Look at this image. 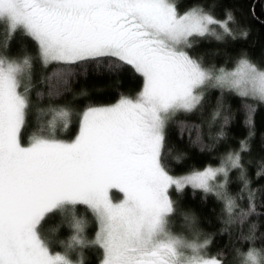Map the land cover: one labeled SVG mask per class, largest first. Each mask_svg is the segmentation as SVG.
Listing matches in <instances>:
<instances>
[{"label": "snow or ice", "instance_id": "1", "mask_svg": "<svg viewBox=\"0 0 264 264\" xmlns=\"http://www.w3.org/2000/svg\"><path fill=\"white\" fill-rule=\"evenodd\" d=\"M234 23L231 11L218 19L211 7L199 2L181 13L175 0H0L5 47L21 31L35 41L45 67L53 62L91 64L97 72L106 67L113 75L130 68L143 79L135 98L122 96L111 106L87 107L74 139H58L41 130L24 144L22 129L33 108L32 85L20 89L32 57L0 55V264H74L67 253L50 251L39 226L48 214L77 205H86L96 217L98 231L87 243L102 250L100 264H225L224 252L206 254L210 239L197 243L169 231V217L175 212L169 188L182 192L190 185L214 193L228 217L221 231L234 223L242 225L256 213L257 190H249L241 164V153L250 151L247 138L218 167L182 176L169 173L164 150L168 122L177 113L202 108L208 87L264 103V70L246 56L228 71L206 68L186 51L194 37L235 38ZM63 75L57 71L41 83ZM47 95L54 99L61 93L49 83ZM36 97L42 101L44 93L37 92ZM246 107L251 129L255 109ZM222 110L218 101L212 122ZM38 113L51 116L49 129L68 127L66 107L49 104ZM230 120V114L223 116L222 129ZM177 126L181 136L194 128L200 140L199 125L178 121ZM223 135L221 130L217 138ZM252 135L250 130L249 138ZM231 169L241 171V193L248 190L247 210L226 191ZM256 175H264V163ZM112 189H118L123 199L115 202ZM70 227L74 235L67 248L85 245L84 221L74 216ZM256 227L253 224L250 231L255 233ZM236 256L239 264H264V252L255 248L246 253L237 249Z\"/></svg>", "mask_w": 264, "mask_h": 264}, {"label": "trees", "instance_id": "2", "mask_svg": "<svg viewBox=\"0 0 264 264\" xmlns=\"http://www.w3.org/2000/svg\"><path fill=\"white\" fill-rule=\"evenodd\" d=\"M178 10L191 8L197 2L206 9L211 7L218 19H223L226 11H231L235 23L231 25L233 37L225 36L222 40L215 37H199L189 48L188 53L201 61L204 67L219 70H231L237 60L243 55L260 69L264 70V0H175ZM217 31L220 30L217 28ZM247 31L246 37L241 35ZM4 30L0 28V55L9 59H23L25 55L32 57V67L26 73V84H31L29 95L33 103L25 127L22 129V142L26 144L29 138L43 130L45 134L51 133L58 139L70 141L75 138L79 129V121L83 111L89 106H106L114 103L122 96L134 98L142 89L143 79L130 68L118 75L110 74L106 67L99 72L91 64L63 65L56 62L44 66L37 56L38 48L31 38L23 35L21 31L15 33L14 38L4 46ZM87 67V73L84 69ZM57 71L64 73L62 77H54L51 82L45 79ZM30 77V78H29ZM49 83L61 95L50 99L47 95ZM37 92L44 93V99L38 101ZM222 106L221 116L212 122V113L217 102ZM52 106L66 107L70 112L67 128L57 125L49 129L47 121L50 115L38 113V109ZM246 105H251L255 111L252 114L253 126L246 124ZM231 115L228 125H223V116ZM178 121L187 125L200 126V140L197 142V132L193 128L191 134L186 129L181 136L177 126ZM223 130V137L217 134ZM253 135L249 138V131ZM247 138L250 151L241 153V164L245 178L250 181L249 190L256 192V213L251 214L245 222L228 225V230L222 222L228 217L223 213V201L214 193L205 194L202 190L186 186L182 192H177L173 186L169 190L170 198L174 202L175 212L169 217L168 227L171 230L182 232L183 223L189 230L198 235L199 239H210L211 243L205 249L208 256L215 257L217 253L224 252L225 264H239L236 250L246 253L249 248L264 252V175L259 178L256 173L264 163V103L250 98H241L233 92L221 91L219 88L205 89V101L202 108L191 113L180 112L170 120L165 128L164 162L172 175H184L194 170H203L205 167H218L229 151H237L240 142ZM240 169H231L229 181L226 186L228 195L237 198L239 208L247 210L248 190L241 193L243 181L240 179ZM222 179V178H221ZM219 182V181H218ZM242 196L243 198H240ZM239 210V209H238ZM84 221L81 233L86 241L85 245H77L68 249L67 244L74 235L70 227L73 217ZM188 219H185V217ZM179 224V226H177ZM255 224L256 231H250ZM40 232L48 242L50 251L67 253L70 260L77 264H100L102 250L94 244L87 243L95 239L98 231L96 217L86 205L66 207L48 214L41 222ZM252 236V239L242 237Z\"/></svg>", "mask_w": 264, "mask_h": 264}, {"label": "rangeland", "instance_id": "3", "mask_svg": "<svg viewBox=\"0 0 264 264\" xmlns=\"http://www.w3.org/2000/svg\"><path fill=\"white\" fill-rule=\"evenodd\" d=\"M187 9H189V8H187ZM186 9V10H187ZM186 10H183V11H180L181 13H183L184 11H186ZM199 37H194L193 39H192V45H193V43L198 39ZM186 51H189V48L188 49H186ZM190 55V54H189ZM236 66V65H235ZM235 66L231 69V70H233L234 68H235ZM231 70H229V71H231ZM262 70V69H261ZM25 76H26V74H25ZM23 77L22 78V82H21V91H23V86L25 85V81L27 80V77ZM135 98V97H134ZM120 99H118L117 101H115L114 103H111V104H108V105H106V106H111V105H114V104H116L118 101H119ZM28 143V142H27ZM26 143V144H27ZM189 174V173H188ZM172 175V174H171ZM183 175V174H182ZM182 175H180V176H182ZM184 175H186V174H184ZM173 176H177V175H173ZM172 188V187H171ZM171 188H169V190L171 189ZM110 195H111V197H112V199L115 201V202H119L121 199H123V194L121 193V192H119V190L118 189H112L111 191H110ZM177 226H179V224H177ZM181 230H184L185 232H188V234L187 235H185V234H183L182 232H177V231H175V230H171V228L169 227V231L171 232V233H173L174 235H177V236H180V237H182V238H184V239H186V240H188V241H196L197 243H203L204 242V240L205 239H199L198 238V235L197 234H194L193 232H191L190 230H189V228H188V226H186L184 223H183V226H182V229ZM53 253H56V252H53Z\"/></svg>", "mask_w": 264, "mask_h": 264}]
</instances>
